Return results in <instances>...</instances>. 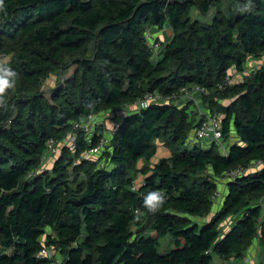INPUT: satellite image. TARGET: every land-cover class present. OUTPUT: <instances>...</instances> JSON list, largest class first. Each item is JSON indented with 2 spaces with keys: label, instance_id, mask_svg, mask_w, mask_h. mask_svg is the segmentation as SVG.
<instances>
[{
  "label": "trees",
  "instance_id": "1",
  "mask_svg": "<svg viewBox=\"0 0 264 264\" xmlns=\"http://www.w3.org/2000/svg\"><path fill=\"white\" fill-rule=\"evenodd\" d=\"M224 1L0 0V68L16 72L0 93V264H48L37 257L45 235L63 264H245L264 232V65L234 85L227 79L264 58V0H227V12ZM214 8L208 23L193 18ZM166 26L173 34L155 56L145 34ZM196 86L207 92L202 109L224 116L225 141L236 135L225 154L188 145L202 109L179 99ZM154 93L168 103L140 108ZM122 110L108 128L103 114ZM91 116L105 125L80 131L73 152L64 141ZM102 130L108 145L84 159ZM51 140L63 147L52 173L40 168ZM157 142L169 154L154 162ZM238 169L248 172L228 182L211 216L217 182ZM73 175L83 177L76 188ZM153 191L163 199L150 212L143 201Z\"/></svg>",
  "mask_w": 264,
  "mask_h": 264
},
{
  "label": "built area",
  "instance_id": "2",
  "mask_svg": "<svg viewBox=\"0 0 264 264\" xmlns=\"http://www.w3.org/2000/svg\"><path fill=\"white\" fill-rule=\"evenodd\" d=\"M147 38H151V34H153L151 31L147 32ZM160 42H163L160 40ZM159 41L155 44L153 41L150 43L151 49L155 53V56H158L159 50L162 48V45ZM231 74V73H230ZM233 76L232 74L227 79V85H233ZM197 95H200L201 97L203 95H207V92L204 88L196 86L193 87L191 90L184 88L182 90V95L179 100L181 101H194L196 105H200V100ZM164 104L168 103V101L164 98H162L159 94H147L144 98V100L140 101L138 103L140 108H145L149 106L150 104ZM200 114L202 116V121L200 122L199 127L194 131V134L192 135L190 146H200L202 149H211L212 147H217V149L222 153H227L228 145L224 139V133H223V119L224 116L222 114L220 115H212L210 113V110H201ZM105 125V122L103 120H95L94 117H89V119L82 123H76L74 125V130L69 134V136L65 139L64 144L69 147L73 152H75L76 144L78 142V136L79 132L82 131L83 133L87 135H91L94 133L95 128L97 126ZM107 134H109L107 131L102 130L99 131L100 136V145L96 148L91 149L89 152H86L83 155L84 159H92L95 157L99 158V155H101V151L108 145L109 139L107 137ZM62 145L58 144L56 141H49L47 144V154L43 156L42 159V165L48 164L51 160L53 161L57 157L60 156V153L62 151ZM78 161L75 162V165ZM262 167L261 163H256L253 165V167L250 170H257ZM249 170V171H250ZM248 170L238 169L235 171H232L228 173L225 178L227 182L234 181L238 177L243 176L245 173H247ZM143 181H135V183L131 186V190L134 192H138L140 190V187L142 185ZM219 197V191H217L214 195V200L218 199ZM259 207L262 210V215L260 221L262 222L264 220V197L259 201L258 203ZM50 234V232H49ZM47 236L45 235L43 237V249L41 252L37 255L38 258L44 259L48 261V264H63L64 259L60 255L58 249L54 246L47 245L46 242ZM245 264H261V263H254L251 261L250 257L247 256L245 259Z\"/></svg>",
  "mask_w": 264,
  "mask_h": 264
},
{
  "label": "rangeland",
  "instance_id": "3",
  "mask_svg": "<svg viewBox=\"0 0 264 264\" xmlns=\"http://www.w3.org/2000/svg\"><path fill=\"white\" fill-rule=\"evenodd\" d=\"M228 8H229V2H227V0H225L224 1V3L222 4V10H224V12H227L228 11ZM218 9L217 8H214L213 10H212V12L210 13V15L208 16V17H204L203 15H201L200 13H199V11H197L196 9L195 10H193V18L195 19V20H198L199 22H202V23H208V22H210L211 21V18H212V14H214V13H216V12H218L217 11ZM157 31H163V29L162 30H159V29H156ZM164 30H165V33L166 34H169V36L171 35L172 36V34H173V32H172V29L170 28V26H166L165 28H164ZM147 34L148 33H146L145 34V39L148 41V43L150 44L152 41L156 44L157 43V41H159L160 42V38H159V36H155V35H153V34H151V38L150 39H148L147 38ZM162 34V33H161ZM168 36V35H167ZM160 43H162V42H160ZM9 62L10 61V57H4V58H1V62ZM264 65V58H262V59H255V60H250L249 61V63H248V69H247V71H245L244 72V75H241V74H238L235 70H232L231 71V74H232V76H233V85L234 84H236V83H239V82H241V81H243L244 79H245V77L246 76H250L251 75V73L253 72V70H254V68L256 67H261V66H263ZM72 72H73V69L72 70H70L69 72H68V74L67 75H64V78L61 76V75H57V74H54V75H52V76H50L47 80H46V82L44 83V86H43V90L45 91V92H49L50 90H52V88H55L59 83H62V81L64 80V79H66V77H70L71 75H72ZM243 76H244V78H243ZM198 97H199V100H200V105H199V108H203V107H201V105H203V99L201 98V96L200 95H197ZM188 102H192L194 105H196V103L194 102V101H189V100H187ZM186 101V102H187ZM187 102V103H188ZM231 102H232V100H227V99H222V100H220L219 101V103L222 105V106H229L230 104H231ZM184 105V104H183ZM191 106V105H190ZM203 110V109H202ZM128 113V111H125V110H122V111H117V112H109V113H105V114H103L104 115V118H103V120H105L106 118V120H108L109 121V123H111L110 124V127L112 128L113 127V125H116V124H118V123H120L122 120H123V117L125 116V113ZM106 124H107V122H106ZM194 132V131H193ZM192 132V133H193ZM191 138H192V134H191ZM236 135L233 133V134H231V137H229L228 139H226V143H227V145L229 146V145H231L233 142H235L236 141ZM191 141V140H190ZM190 141H189V143H188V145H190ZM157 143H159L158 144V152H157V156L155 157V159L153 160L154 162H157L158 160H159V158H160V156L161 155H165V153L167 152V150H166V148H165V146H164V144L162 143V142H157ZM192 147V146H191ZM47 150L48 149H46V151H45V153H44V155H46L47 154ZM93 159H98V157H95V158H93ZM55 161H56V159H54L53 161L51 160L48 164H43V165H41V169H43L44 171H50V173H52V169H53V167H54V163H55ZM105 165V164H104ZM150 166V165H149ZM145 166L143 165V164H141L140 165V169H143ZM150 168H152V166H150ZM72 171V170H71ZM83 180V177H81L80 175H73L72 177H71V184H70V186L72 187V188H76L77 187V185L81 182ZM136 181H139V182H141V181H143V179L141 178V177H139ZM227 184H228V182H227V180L226 179H220L218 182H217V187H218V191H219V197H218V199H216V200H214V204H213V206H212V214H211V216H213V215H215L218 211H220L222 208H223V201H225L224 199H225V195L227 194V192H228V187H227ZM230 223H229V221H228V223L227 224H224L223 225V228L222 229H224L225 228V230L224 231H226V230H229L230 229V227L233 225V223H231L230 225H229ZM169 241H170V238H167V239H164V240H162V248H161V252L162 253H165V252H167L170 248H168V243H169ZM170 244V243H169ZM263 245V244H262ZM3 252H8V253H10V251L9 250H2ZM253 262L254 263H262V261L261 260H257V258L256 259H254L253 260ZM213 264H240L238 261H236L235 259H231V260H225V259H221V258H216L215 259V261H214V263Z\"/></svg>",
  "mask_w": 264,
  "mask_h": 264
},
{
  "label": "clouds",
  "instance_id": "4",
  "mask_svg": "<svg viewBox=\"0 0 264 264\" xmlns=\"http://www.w3.org/2000/svg\"><path fill=\"white\" fill-rule=\"evenodd\" d=\"M251 0H249V3ZM246 6V10H247ZM16 72L10 67L0 68V93H3L6 89L12 88L15 85ZM162 194L157 191L149 192L144 197V206L150 212H155L162 202Z\"/></svg>",
  "mask_w": 264,
  "mask_h": 264
},
{
  "label": "crops",
  "instance_id": "5",
  "mask_svg": "<svg viewBox=\"0 0 264 264\" xmlns=\"http://www.w3.org/2000/svg\"><path fill=\"white\" fill-rule=\"evenodd\" d=\"M152 33L155 36H159V38H160L161 41H165V39L168 40L171 37V35L169 36V34H166L165 33V30L164 29H163V31L154 30V32H152ZM110 124L111 123H109V121L107 120V127L108 128H110ZM114 126L115 125H113V127ZM168 154H169V152L167 150V152L165 153V155H161L160 157L168 156ZM248 256L250 257V259H251L252 262H253L254 259L257 258V260H261L262 261V263L260 262L261 264H264V232L262 234H260L259 235V238H257L255 240L253 246L251 247V249L248 252Z\"/></svg>",
  "mask_w": 264,
  "mask_h": 264
}]
</instances>
